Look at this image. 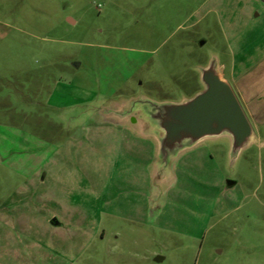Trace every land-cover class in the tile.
Returning <instances> with one entry per match:
<instances>
[{"label":"rangeland","instance_id":"1","mask_svg":"<svg viewBox=\"0 0 264 264\" xmlns=\"http://www.w3.org/2000/svg\"><path fill=\"white\" fill-rule=\"evenodd\" d=\"M260 46V0H0V264H264V125L159 179L131 119Z\"/></svg>","mask_w":264,"mask_h":264},{"label":"water","instance_id":"2","mask_svg":"<svg viewBox=\"0 0 264 264\" xmlns=\"http://www.w3.org/2000/svg\"><path fill=\"white\" fill-rule=\"evenodd\" d=\"M264 3V0H261ZM202 45V43H201ZM201 92L179 103H153L145 99L133 101L140 106L139 118L146 124V133L157 142L156 175L169 176L170 162L182 151L197 143L220 136L229 137L231 154H238L253 137L251 123L232 86L223 80L216 60L200 70ZM117 112L121 119H130V110ZM230 184V183H229ZM51 224L57 226L53 219ZM156 262L162 261L157 257Z\"/></svg>","mask_w":264,"mask_h":264},{"label":"crops","instance_id":"3","mask_svg":"<svg viewBox=\"0 0 264 264\" xmlns=\"http://www.w3.org/2000/svg\"><path fill=\"white\" fill-rule=\"evenodd\" d=\"M256 53V58L252 59L250 50L248 52L244 49H237L236 52L232 51L227 75H225L227 68L222 64H219L221 67L219 73L221 78L234 89L250 123L264 125V47L260 46L257 48ZM253 139L254 136L252 137ZM155 148L156 156L157 144H155ZM155 156L154 161L156 159ZM170 172L169 165V176Z\"/></svg>","mask_w":264,"mask_h":264}]
</instances>
